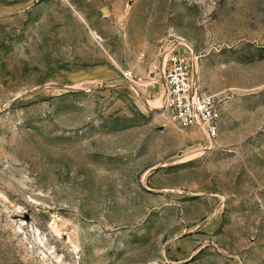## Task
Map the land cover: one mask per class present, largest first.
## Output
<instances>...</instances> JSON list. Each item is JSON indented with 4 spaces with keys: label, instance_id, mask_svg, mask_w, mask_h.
<instances>
[{
    "label": "rangeland",
    "instance_id": "obj_1",
    "mask_svg": "<svg viewBox=\"0 0 264 264\" xmlns=\"http://www.w3.org/2000/svg\"><path fill=\"white\" fill-rule=\"evenodd\" d=\"M0 264H264V0H0Z\"/></svg>",
    "mask_w": 264,
    "mask_h": 264
},
{
    "label": "built area",
    "instance_id": "obj_2",
    "mask_svg": "<svg viewBox=\"0 0 264 264\" xmlns=\"http://www.w3.org/2000/svg\"><path fill=\"white\" fill-rule=\"evenodd\" d=\"M126 79L131 70L123 72ZM162 109L169 111L179 127H197L208 139L218 133L220 111L214 95L198 91L192 83L190 70L184 57L171 53L162 73Z\"/></svg>",
    "mask_w": 264,
    "mask_h": 264
}]
</instances>
